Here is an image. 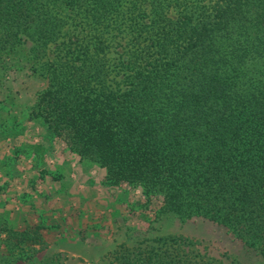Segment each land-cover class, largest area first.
Wrapping results in <instances>:
<instances>
[{"label":"trees","instance_id":"1","mask_svg":"<svg viewBox=\"0 0 264 264\" xmlns=\"http://www.w3.org/2000/svg\"><path fill=\"white\" fill-rule=\"evenodd\" d=\"M19 52L73 146L162 196L159 217L207 218L264 258V0H0V56ZM142 242L114 262L226 264Z\"/></svg>","mask_w":264,"mask_h":264},{"label":"rangeland","instance_id":"2","mask_svg":"<svg viewBox=\"0 0 264 264\" xmlns=\"http://www.w3.org/2000/svg\"><path fill=\"white\" fill-rule=\"evenodd\" d=\"M116 38L112 75L123 51ZM33 67L23 52L0 56V252L9 264H119L113 250L121 246L126 254L160 235L178 238L191 256L264 264L223 225L200 216L159 217L162 196L73 146L67 132L56 131L63 118L56 120L52 108L64 102L53 106L44 96L49 80Z\"/></svg>","mask_w":264,"mask_h":264}]
</instances>
